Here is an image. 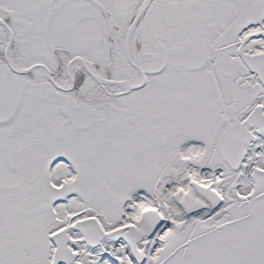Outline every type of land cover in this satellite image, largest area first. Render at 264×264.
<instances>
[{
	"label": "snow or ice",
	"instance_id": "1",
	"mask_svg": "<svg viewBox=\"0 0 264 264\" xmlns=\"http://www.w3.org/2000/svg\"><path fill=\"white\" fill-rule=\"evenodd\" d=\"M0 264H264V0H0Z\"/></svg>",
	"mask_w": 264,
	"mask_h": 264
}]
</instances>
